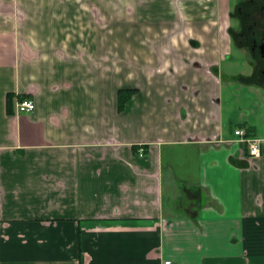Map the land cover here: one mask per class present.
Masks as SVG:
<instances>
[{
	"label": "crops",
	"instance_id": "0c3cea01",
	"mask_svg": "<svg viewBox=\"0 0 264 264\" xmlns=\"http://www.w3.org/2000/svg\"><path fill=\"white\" fill-rule=\"evenodd\" d=\"M248 1L0 0V264H264V91L221 103Z\"/></svg>",
	"mask_w": 264,
	"mask_h": 264
},
{
	"label": "flooded vegetation",
	"instance_id": "af4514ba",
	"mask_svg": "<svg viewBox=\"0 0 264 264\" xmlns=\"http://www.w3.org/2000/svg\"><path fill=\"white\" fill-rule=\"evenodd\" d=\"M247 4L239 9L238 36L247 39L249 48L252 49V63L249 65V74L244 78L245 82L251 80L258 89L264 91V11L259 5ZM243 8V9H242ZM246 136V130H243ZM248 134V133H247ZM253 134L251 133V136ZM255 138V137H254Z\"/></svg>",
	"mask_w": 264,
	"mask_h": 264
},
{
	"label": "rangeland",
	"instance_id": "374dc122",
	"mask_svg": "<svg viewBox=\"0 0 264 264\" xmlns=\"http://www.w3.org/2000/svg\"><path fill=\"white\" fill-rule=\"evenodd\" d=\"M235 22L236 20L234 19V21H232L233 29L236 27ZM249 51L248 46L242 51H238V49L235 48L233 52V59L230 61V64H234V66L227 69L228 73L224 70V73L231 74L236 73L234 71H243V74H249L250 67H246L244 64L243 67H241V62L243 63L242 58L245 59V61H251L248 55ZM228 80L229 79L224 78V84H222L224 87L221 89V103L223 105V109H227V113L232 111L233 117H239L242 114L246 117L251 116V114H253L261 105L260 98L257 96V93L261 90H259L256 87V84L251 80H249L248 84H244L245 87L237 86V84L230 85L228 84ZM225 81L228 82L226 83ZM235 126H233V128H235Z\"/></svg>",
	"mask_w": 264,
	"mask_h": 264
},
{
	"label": "built area",
	"instance_id": "2783aa9c",
	"mask_svg": "<svg viewBox=\"0 0 264 264\" xmlns=\"http://www.w3.org/2000/svg\"><path fill=\"white\" fill-rule=\"evenodd\" d=\"M34 110V102L31 99L25 98L16 103V113L26 114ZM235 136L241 137L242 142L245 145V149L248 152L249 158H259L260 157V148L259 141L255 138L245 137L242 129H237L234 131ZM144 153L143 149H139L138 155L142 156ZM162 264H173L171 260H164Z\"/></svg>",
	"mask_w": 264,
	"mask_h": 264
},
{
	"label": "trees",
	"instance_id": "16d2710c",
	"mask_svg": "<svg viewBox=\"0 0 264 264\" xmlns=\"http://www.w3.org/2000/svg\"><path fill=\"white\" fill-rule=\"evenodd\" d=\"M249 2V1H248ZM252 2V1H251ZM250 3V2H249ZM232 38H235V36L232 35ZM135 93L134 90H122L118 92L117 96V110L121 112L125 106V104L130 100L131 96ZM122 94V95H121ZM246 130V136L249 137L251 136V131L250 128H245ZM248 133V134H247ZM246 149L244 148V151ZM246 152V151H245Z\"/></svg>",
	"mask_w": 264,
	"mask_h": 264
},
{
	"label": "water",
	"instance_id": "95a60500",
	"mask_svg": "<svg viewBox=\"0 0 264 264\" xmlns=\"http://www.w3.org/2000/svg\"><path fill=\"white\" fill-rule=\"evenodd\" d=\"M264 48H262V50H263ZM264 57V56H263Z\"/></svg>",
	"mask_w": 264,
	"mask_h": 264
}]
</instances>
